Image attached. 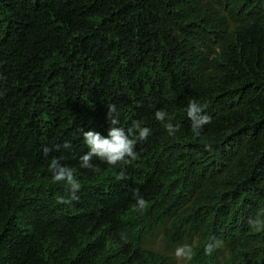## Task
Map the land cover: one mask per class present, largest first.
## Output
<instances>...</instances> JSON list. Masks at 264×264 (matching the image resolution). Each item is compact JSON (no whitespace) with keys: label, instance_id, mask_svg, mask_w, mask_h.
<instances>
[{"label":"trees","instance_id":"1","mask_svg":"<svg viewBox=\"0 0 264 264\" xmlns=\"http://www.w3.org/2000/svg\"><path fill=\"white\" fill-rule=\"evenodd\" d=\"M190 100L212 116L199 136ZM111 105L151 129L126 180L79 167ZM181 245L190 264H264V0H0V264H175Z\"/></svg>","mask_w":264,"mask_h":264},{"label":"clouds","instance_id":"2","mask_svg":"<svg viewBox=\"0 0 264 264\" xmlns=\"http://www.w3.org/2000/svg\"><path fill=\"white\" fill-rule=\"evenodd\" d=\"M206 105L196 100H190L186 108V116L191 122V130L199 136L204 126L212 122V116L206 112ZM155 119L163 123L166 132L170 136H175L179 131V127L171 122V118L164 110L155 112ZM110 122L106 134L95 130L84 131L82 129L83 143L87 147V151L80 157L79 167L87 169L93 173L101 171L98 164H94L93 159H98L106 165L113 168H119L117 180H126L128 177L123 169V165L130 164L137 157L136 144L137 141L146 140L151 129L142 126L139 122H134L131 127L125 129L120 126L119 114L115 105L108 107L106 114ZM56 150H59L61 145H56ZM64 149L72 147L70 141H65L62 145ZM206 150H211V145H205ZM46 151H51L50 149ZM49 172L51 173V181L54 184L62 183L65 186V195H57L56 202L58 204L71 205L74 200H78L77 193L81 190V184L76 178L74 170L61 163L59 158H52L49 164ZM136 203L141 208L145 201L142 196L137 194ZM255 221L253 224L255 225ZM219 241L209 242L204 252L211 255L216 247L219 246ZM194 255V250L191 245H181L176 248L175 256L184 264H190Z\"/></svg>","mask_w":264,"mask_h":264},{"label":"rangeland","instance_id":"3","mask_svg":"<svg viewBox=\"0 0 264 264\" xmlns=\"http://www.w3.org/2000/svg\"><path fill=\"white\" fill-rule=\"evenodd\" d=\"M153 247H156L158 249H163V242H162V239L159 238L157 239L153 244H152ZM175 255V253L173 254ZM175 264H184L183 261L181 260H178L177 257H176V261H175Z\"/></svg>","mask_w":264,"mask_h":264}]
</instances>
